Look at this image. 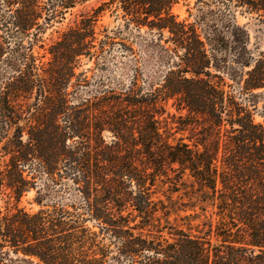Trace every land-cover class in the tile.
<instances>
[{"label": "trees", "instance_id": "obj_1", "mask_svg": "<svg viewBox=\"0 0 264 264\" xmlns=\"http://www.w3.org/2000/svg\"><path fill=\"white\" fill-rule=\"evenodd\" d=\"M88 1L0 0V68L9 72L0 84V202L34 189L43 207L0 209V264L12 254L111 264L107 239L118 264H264V122L256 120L264 107L254 93L264 89V51L255 56L236 24L240 11L264 25V0H199L206 8L195 22L173 13L179 0H104L43 61L41 35ZM107 11L123 21L112 34L97 31ZM143 28L166 67L157 86L139 70L125 84L76 73L116 40L132 51L125 32ZM165 115L191 129L189 142L169 140ZM161 184L187 201L156 197ZM61 191L71 201L45 202ZM180 211H191L187 228L170 222Z\"/></svg>", "mask_w": 264, "mask_h": 264}, {"label": "rangeland", "instance_id": "obj_2", "mask_svg": "<svg viewBox=\"0 0 264 264\" xmlns=\"http://www.w3.org/2000/svg\"><path fill=\"white\" fill-rule=\"evenodd\" d=\"M103 1L104 0H89L84 5L78 6L67 12L62 19H58L41 35V41L39 42V46L35 48V54L45 56L42 60L45 62L48 61L51 55L48 53L47 49L53 43L58 41L67 29L80 21L81 14L90 13L92 9L99 6ZM203 7L206 8L204 5L199 3V0H179V3L173 8V13L178 16L180 20L189 19L190 22H195L196 16ZM122 24L123 21L121 19H117L115 15H112L110 11H107L99 19L97 31H107L112 34V31L120 28ZM236 24L246 27L250 37L248 49L255 56L264 51V25L260 24L253 16L243 15L240 11L236 12ZM154 37H156L155 34L149 32L147 28H143L141 32L126 31V43L132 47V51L125 49L122 44H120V40H116V43L110 47L106 57L100 61L99 64H97L96 61L82 59L76 73H84L85 75L82 77H88L89 80L96 77L97 79H103L104 81H111L113 83L121 82L125 84L128 83L132 77H135L136 71L139 70V77L141 81L157 86L163 78L161 75L165 71L166 67L160 66V64L157 63V61L150 55L151 50L148 48V43L149 40ZM27 41L28 39L25 40L26 43ZM41 46L44 48H40ZM6 68V64L2 65L0 68V84L1 81H3L2 79L9 75ZM247 70L248 69H246V71ZM5 72L7 73L5 74ZM225 81L227 85H229L226 88L227 91L236 94L239 92L238 84H236L231 77H225ZM90 89L98 88L97 85H93ZM254 93L260 95L259 110L261 111L264 107V89L257 90ZM168 109L171 114L178 115L176 110L172 108V102H170ZM182 114H186V112H183ZM162 120L163 127L167 124V122H165L166 120L169 123L167 126V136L171 142L177 141L181 138H184L187 142H189V138L192 135L190 128L186 130H179L181 128L177 124H173V121L168 119L167 115H165ZM256 120L257 122H264V118L259 114L256 115ZM163 130H166V128ZM107 138L109 140V134H107ZM170 189L171 187L169 184H161V187L159 188L160 193L156 197L162 199L166 203H168L166 196L169 195H172L173 199L176 201H187L184 197V190L170 194ZM36 197L37 191L34 189L26 192L20 202H17L14 198L11 199L4 196L0 202V209L3 213H6L9 210H13L15 207H19L21 209H25L29 213H35L43 208L35 201ZM61 198H63L65 202L71 201V199L65 196L61 191L57 193L55 192L51 196L47 197L45 202L48 201L51 205L52 202ZM190 213L191 211H180L177 214H173L170 218V222L173 225L187 228L186 225L188 222L183 218L188 216ZM193 223L195 225L198 224V222ZM91 225L92 224H90V226ZM163 225H166V223H163ZM146 229L147 230H144V234H148L149 228ZM167 231L168 230H165L164 233H167ZM104 244L111 246L109 254L111 264H118V262L113 259L116 254V246L114 244L110 245V239L105 240ZM10 259L13 260L11 264H39L37 259L24 258L21 255L16 256L12 254Z\"/></svg>", "mask_w": 264, "mask_h": 264}]
</instances>
